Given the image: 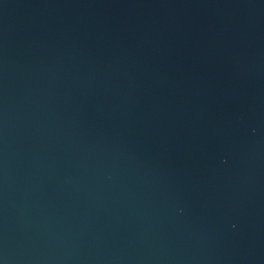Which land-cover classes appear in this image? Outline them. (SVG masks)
Returning a JSON list of instances; mask_svg holds the SVG:
<instances>
[{
    "label": "water",
    "instance_id": "95a60500",
    "mask_svg": "<svg viewBox=\"0 0 264 264\" xmlns=\"http://www.w3.org/2000/svg\"><path fill=\"white\" fill-rule=\"evenodd\" d=\"M0 264H264V0H0Z\"/></svg>",
    "mask_w": 264,
    "mask_h": 264
}]
</instances>
